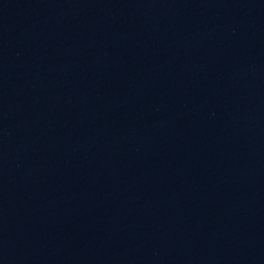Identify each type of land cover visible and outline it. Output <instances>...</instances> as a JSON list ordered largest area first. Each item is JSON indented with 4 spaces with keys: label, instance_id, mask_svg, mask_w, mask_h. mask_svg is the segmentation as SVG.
Returning <instances> with one entry per match:
<instances>
[{
    "label": "water",
    "instance_id": "water-1",
    "mask_svg": "<svg viewBox=\"0 0 264 264\" xmlns=\"http://www.w3.org/2000/svg\"><path fill=\"white\" fill-rule=\"evenodd\" d=\"M0 264H264V0H0Z\"/></svg>",
    "mask_w": 264,
    "mask_h": 264
}]
</instances>
